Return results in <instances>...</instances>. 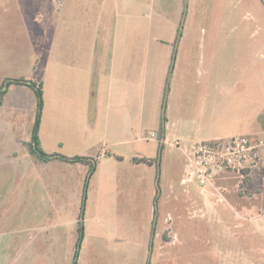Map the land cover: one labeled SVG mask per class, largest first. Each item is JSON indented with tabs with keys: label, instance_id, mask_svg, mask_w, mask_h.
<instances>
[{
	"label": "rangeland",
	"instance_id": "1",
	"mask_svg": "<svg viewBox=\"0 0 264 264\" xmlns=\"http://www.w3.org/2000/svg\"><path fill=\"white\" fill-rule=\"evenodd\" d=\"M6 79L42 86L44 153L96 168L83 200L89 165L35 163V92L11 85L0 106V264H74L81 232L77 264H146L157 168L140 158L156 157L166 88L149 264H264L261 0H0ZM209 136L256 146L252 182L220 173L204 188L211 198L189 196L184 148Z\"/></svg>",
	"mask_w": 264,
	"mask_h": 264
},
{
	"label": "trees",
	"instance_id": "2",
	"mask_svg": "<svg viewBox=\"0 0 264 264\" xmlns=\"http://www.w3.org/2000/svg\"><path fill=\"white\" fill-rule=\"evenodd\" d=\"M262 4L264 5V0H261ZM184 19H185V12L182 14V20H181V24L179 26V29L177 31V39H176V45L178 43V41L180 40V38L182 37V26L184 23ZM175 55H176V50H174V54H173V61L175 59ZM172 69H173V64L170 67V74L172 73ZM11 85H20V86H27L30 87L31 89H33V91L35 92V96H36V101L38 103V115L35 121V124L33 126V134H32V140L30 142L27 143V150L28 153L33 157L35 163L37 164H44V163H48L54 160H58V161H62V162H66V163H82V164H87L90 167L89 170V174L86 177V181L83 187V191H84V198L83 200H85V196H86V191L88 188V179H90V177L93 175V173L95 172V164H96V160H90L88 158H84V157H79V156H75V157H65V156H61V155H57V154H46L42 151V149L39 147L38 144V140H37V133L39 130V124H40V113H41V109L43 106V99H42V86L40 84H37L35 82H29L26 81L24 79H6L3 81V83L0 85V106L3 104L4 99L8 93L9 87ZM167 93H168V88H166V92L164 95V101H163V105H162V115H161V119H160V124H159V128H158V146H157V154L156 157L154 159H140L141 162L143 163H147V164H155L156 165V174H155V194H154V198H153V229L151 231V236L149 239V243H148V257H147V261L146 264L150 263V255H151V250H152V246H153V238L155 236V230H154V226L156 224L157 218H158V211H159V202L161 199V189H160V176H161V170H160V166H161V157H162V152L164 149V141H165V133H166V122L167 119L165 117V111H166V99H167ZM241 175H242V179H241V186H245L246 184L251 183L252 178H251V169L246 168V169H242L240 171ZM83 206H84V201H83ZM83 206H82V210H83ZM83 215V211L81 212V217ZM80 229L82 230V226L80 227ZM81 232V231H80ZM83 240V233L81 232V235L77 241V246H76V253L74 255V264H77V258H78V254H79V250L81 247V243Z\"/></svg>",
	"mask_w": 264,
	"mask_h": 264
},
{
	"label": "built area",
	"instance_id": "3",
	"mask_svg": "<svg viewBox=\"0 0 264 264\" xmlns=\"http://www.w3.org/2000/svg\"><path fill=\"white\" fill-rule=\"evenodd\" d=\"M150 137L154 138L155 135L152 133ZM176 145L178 146V142ZM255 150L256 146L244 137L226 141L198 142L184 148L187 166L190 169L184 182H195L203 193L204 188L212 184L215 176L220 173L235 171L241 175L242 169L254 170Z\"/></svg>",
	"mask_w": 264,
	"mask_h": 264
},
{
	"label": "crops",
	"instance_id": "4",
	"mask_svg": "<svg viewBox=\"0 0 264 264\" xmlns=\"http://www.w3.org/2000/svg\"><path fill=\"white\" fill-rule=\"evenodd\" d=\"M98 86V85H97ZM97 101H98V98H97ZM167 130H168V127L166 126V132H167ZM165 135H166V133H165ZM231 138H234L233 136H228V137H225V138H223V137H211V136H209V137H201V139H200V141L198 140V142H209V141H217V140H222V141H226V140H229V139H231ZM198 142H196V143H198ZM99 158V157H98ZM142 158H151V157H142ZM142 158H140V159H142ZM184 169H185V175H184V177L182 178V180H181V185H183V186H185V188H186V194L187 195H197V196H199L200 198H211V196L209 195V193H206V194H202V193H199V194H196V193H198L197 191L195 192L194 190V185H195V182H188V183H185L184 182V179H186V176H188L187 174L190 172V169H189V167L188 166H185L184 167ZM227 173H229V172H224V173H222L219 177L217 176V178H220L221 176H223V175H226ZM251 178H252V176H251ZM252 182V181H251ZM193 205H197V204H194L193 203ZM210 208H212V204L210 205H208Z\"/></svg>",
	"mask_w": 264,
	"mask_h": 264
}]
</instances>
